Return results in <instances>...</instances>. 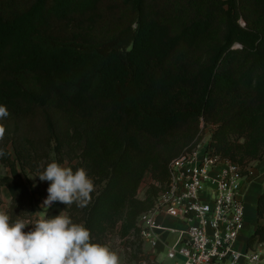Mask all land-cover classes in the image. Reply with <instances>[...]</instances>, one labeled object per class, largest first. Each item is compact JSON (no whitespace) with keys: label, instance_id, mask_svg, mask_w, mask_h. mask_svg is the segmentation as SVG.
I'll use <instances>...</instances> for the list:
<instances>
[{"label":"trees","instance_id":"16d2710c","mask_svg":"<svg viewBox=\"0 0 264 264\" xmlns=\"http://www.w3.org/2000/svg\"><path fill=\"white\" fill-rule=\"evenodd\" d=\"M0 105V164L11 172L0 176V211L6 188L11 220L31 219L19 166L52 156L104 185L86 210L100 243L148 174L167 184L176 157L164 162L162 151L192 145L202 119L220 125L224 158L237 162L245 147L231 139L253 133L249 157H263L264 0H0ZM30 119H41L38 134L24 129ZM69 206L54 202L46 219ZM149 209L129 216L124 235H139ZM257 221L249 249L264 244V191Z\"/></svg>","mask_w":264,"mask_h":264},{"label":"built area","instance_id":"2783aa9c","mask_svg":"<svg viewBox=\"0 0 264 264\" xmlns=\"http://www.w3.org/2000/svg\"><path fill=\"white\" fill-rule=\"evenodd\" d=\"M210 141L211 136L194 143L174 159L164 187L152 182L160 191L138 219L139 237L155 250L164 234H174L167 257L181 258L182 264H264V244L249 249L245 240L252 173L221 156ZM160 218L179 220L185 227L169 228Z\"/></svg>","mask_w":264,"mask_h":264},{"label":"clouds","instance_id":"9594fccd","mask_svg":"<svg viewBox=\"0 0 264 264\" xmlns=\"http://www.w3.org/2000/svg\"><path fill=\"white\" fill-rule=\"evenodd\" d=\"M8 115L7 107L0 105V119ZM3 136L4 129L0 127V140ZM37 176L40 181L49 182L43 208L54 202L84 207L94 191V183L83 167L74 171L52 161ZM29 225L32 228L25 231ZM0 264H121V260L107 245L92 242L91 231L73 222L65 210L34 224L20 218L12 221L0 211Z\"/></svg>","mask_w":264,"mask_h":264},{"label":"rangeland","instance_id":"374dc122","mask_svg":"<svg viewBox=\"0 0 264 264\" xmlns=\"http://www.w3.org/2000/svg\"><path fill=\"white\" fill-rule=\"evenodd\" d=\"M240 23L243 26H245V22L243 20H241ZM26 122L27 123L26 124L24 123L23 125L25 126L24 129H26L28 131V133L30 132L31 135H33V134H38L40 132L41 126H40L39 122H41V119H30V120H27ZM261 122H263V121L262 120L259 121V125L256 126V129H255V131L257 133H259L260 135L262 132L261 129H264V125H263L264 123H261ZM203 124H204V127H203ZM219 127H220V125L213 124V123L206 124V121L202 119L200 126H199V131H198L195 139L192 141V145L194 143L196 144V143L200 142L201 140H204L205 138L209 139L211 136L210 144H212L216 148V150H218L219 154L221 156H223L221 154L218 146L214 142V136H215L214 134H215V132L217 133V130ZM253 134H250L249 136L245 135V137H243V138H238V136H234L231 139L232 142H235L236 144H238V146L241 145V146L245 147L242 150L243 152L235 154V157L237 158L236 163H238L244 171L249 169L251 173L253 170L254 174H256V172H257L258 174L260 173L261 175L264 176V155L260 160H255V159H252L249 157L250 154H252V152L254 151L255 144L258 141L257 140V134H255V135H253ZM34 136H36V135H34ZM190 145H188V146H190ZM187 147L180 146L179 148L176 147L175 150L173 148H172V150L166 149V150L162 151L161 157H162L164 162H166L168 160V163H169L170 157H172V159H173L175 157L177 158V157L181 156L186 151ZM11 150L13 152L12 148H11ZM45 157L46 156H44V158ZM41 158H43V157H41ZM52 158H53L52 156L47 157L43 161H41L40 164L38 163L39 161H37V162L35 161V163L37 165H35L33 169L32 168L30 169L27 167L26 172H23V170L19 166L20 173L24 177V179L27 182L32 193L35 195L33 213H32V216L30 217L31 219L27 220L26 222H30V223L34 224L36 221H38L40 219H46L47 211L49 210L50 207L43 208L42 204H43L44 199H46V197L48 195L47 188L49 186V182L48 181H40L39 177L37 175H39L44 170V168L46 167V165L48 163L52 162ZM228 159H230V158H228ZM230 160H232V159H230ZM77 163H78V161H75L73 163V165H77ZM62 166L69 167V163L66 162ZM254 174L252 173V176L255 177ZM7 175L8 176L11 175L10 170L5 168L4 166H2L0 164V176H7ZM88 176L94 183V191L91 194L90 201L84 207L78 206L77 203H75L74 205L72 204L69 206L70 210L65 211V214L70 216L71 219L73 220V222L83 224L85 227H86V218L88 217L86 210L89 207L90 203H93L92 197L96 198L101 193L102 189L104 188V185H97L95 183L94 179L91 177V175L88 174ZM31 177H34V178L30 179ZM154 180H156V179L154 178L153 174H148L146 176L143 184L141 185V187L138 191L136 201H134L132 204H130L127 208H125L122 211V213L119 216V220H121L119 223H117L115 226H113V221H112V223H108L106 233H105L104 237L101 238L100 244L107 245L111 250L115 251L118 254V256L120 257L121 264H143V262L146 260L148 262V259L146 258L147 255H145V253L143 251L144 244L141 241V238L139 237L137 232H135V230H133V228H131L128 231V233H126L124 235V225H125V227L126 226L130 227L131 221L129 220V216H134L138 211H140L142 209L147 210L154 205V201L157 197V194H156L157 190L156 191L154 190L153 187H155V185H153V183H152V182H155ZM33 185H35V187ZM258 188H259V194L263 193V191H264V177L262 180H260L258 182ZM11 201H12V197H11L10 193L8 192V190L6 188H3L2 189V202H3L2 209L5 213H7L9 206L11 204ZM253 201H254V199L252 200V202ZM254 210H255L254 207H252V210H251L250 206L248 205L247 227L245 230L246 235H250L251 234L250 232L253 229L255 230V228L258 226V221H257ZM252 211H253V213H252ZM141 213L142 212H140V214ZM138 217H139V213L136 217V221H137ZM31 228H32V225H29L27 230L31 229ZM92 242L96 243L95 239L92 238ZM171 263L172 262L169 261L166 258V256H164L161 259V264H171ZM148 264H150V262H148Z\"/></svg>","mask_w":264,"mask_h":264},{"label":"crops","instance_id":"0c3cea01","mask_svg":"<svg viewBox=\"0 0 264 264\" xmlns=\"http://www.w3.org/2000/svg\"><path fill=\"white\" fill-rule=\"evenodd\" d=\"M252 173L254 174L253 170ZM254 176L251 175L252 179H253V183L252 185L248 188L247 192H246V206H247V210H248V205L250 206V209L252 210V207H254V212L257 218V202H258V198L260 197V195L262 193L259 194V188H258V182L260 180L263 179V175H261L260 173L258 174L256 172V174H254ZM254 199V201L252 202V200ZM253 213V211H252ZM254 215V214H253ZM255 218V217H254ZM160 222L164 225L167 226L169 228L172 229H183L185 227V224L179 220H175V219H169V218H160ZM256 229V228H255ZM254 229L250 232V235H246L245 234V240L246 242H248L250 236L254 233ZM176 239V236L172 233H166L163 236V241L159 244V246L154 250L150 247V245L148 244H144V253L145 255H147V259L148 262H150V264H161V259L166 256L167 257V252L169 250V247L174 243ZM171 264H182V259L178 258L177 260H170Z\"/></svg>","mask_w":264,"mask_h":264}]
</instances>
